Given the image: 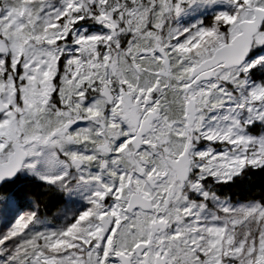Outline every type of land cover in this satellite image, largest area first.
<instances>
[{"label": "snow or ice", "instance_id": "obj_1", "mask_svg": "<svg viewBox=\"0 0 264 264\" xmlns=\"http://www.w3.org/2000/svg\"><path fill=\"white\" fill-rule=\"evenodd\" d=\"M0 264H264V0H0Z\"/></svg>", "mask_w": 264, "mask_h": 264}, {"label": "trees", "instance_id": "obj_2", "mask_svg": "<svg viewBox=\"0 0 264 264\" xmlns=\"http://www.w3.org/2000/svg\"><path fill=\"white\" fill-rule=\"evenodd\" d=\"M251 182H254V183H259V178H253V180Z\"/></svg>", "mask_w": 264, "mask_h": 264}]
</instances>
